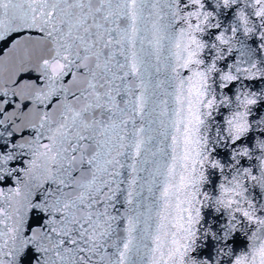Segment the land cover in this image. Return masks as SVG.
I'll return each instance as SVG.
<instances>
[{
	"label": "snow or ice",
	"instance_id": "obj_1",
	"mask_svg": "<svg viewBox=\"0 0 264 264\" xmlns=\"http://www.w3.org/2000/svg\"><path fill=\"white\" fill-rule=\"evenodd\" d=\"M0 264H264V0H0Z\"/></svg>",
	"mask_w": 264,
	"mask_h": 264
}]
</instances>
